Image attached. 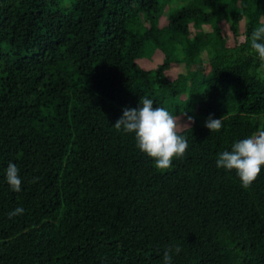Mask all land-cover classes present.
<instances>
[{
    "label": "trees",
    "instance_id": "1",
    "mask_svg": "<svg viewBox=\"0 0 264 264\" xmlns=\"http://www.w3.org/2000/svg\"><path fill=\"white\" fill-rule=\"evenodd\" d=\"M262 21L264 0H0V264H264V169L216 166L264 127ZM145 95L184 117L165 170L114 126Z\"/></svg>",
    "mask_w": 264,
    "mask_h": 264
},
{
    "label": "clouds",
    "instance_id": "2",
    "mask_svg": "<svg viewBox=\"0 0 264 264\" xmlns=\"http://www.w3.org/2000/svg\"><path fill=\"white\" fill-rule=\"evenodd\" d=\"M249 51H254L258 59L264 60V21L253 28ZM194 119V116H187V121ZM205 123L211 130L223 127L222 116L216 117L212 113H209ZM114 126L124 133L134 134L138 148L152 157L154 166L160 170L172 167L174 159L184 156L189 147V140L182 134L183 125L178 122L177 116L169 108L156 104L147 95L140 98L138 105L125 106ZM216 166L226 170L234 169L242 185L250 187L264 169V127L235 139L230 148L220 151ZM5 178L12 190H22L23 177L16 162H8ZM24 212L23 205H17L8 215L15 217ZM181 247L180 244L170 245L163 253V264H172L173 253H179Z\"/></svg>",
    "mask_w": 264,
    "mask_h": 264
},
{
    "label": "rangeland",
    "instance_id": "3",
    "mask_svg": "<svg viewBox=\"0 0 264 264\" xmlns=\"http://www.w3.org/2000/svg\"><path fill=\"white\" fill-rule=\"evenodd\" d=\"M167 23V18H166V15H164V17L162 18V22L161 24L162 25H165ZM223 28H224V32L225 34L230 37L231 36V32H230V29H229V26L227 24H224L223 25ZM245 30V25H244V22L241 23V32H244ZM233 40L230 41V44H233ZM205 57H207L205 55ZM163 58L161 56H156L153 60H150V59H142V61L140 62V64L148 69H153V68H156L159 64H161ZM174 73L177 74V73H181V72H186L187 71V68L185 67V65H176L174 67ZM178 122L180 124L183 125V121H184V117L183 116H178ZM260 119L264 122V115L262 117H260Z\"/></svg>",
    "mask_w": 264,
    "mask_h": 264
}]
</instances>
